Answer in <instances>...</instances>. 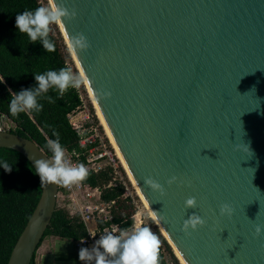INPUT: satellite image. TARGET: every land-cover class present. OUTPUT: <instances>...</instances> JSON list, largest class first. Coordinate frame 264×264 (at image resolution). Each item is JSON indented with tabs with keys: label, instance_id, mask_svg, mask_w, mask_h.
I'll return each instance as SVG.
<instances>
[{
	"label": "water",
	"instance_id": "obj_1",
	"mask_svg": "<svg viewBox=\"0 0 264 264\" xmlns=\"http://www.w3.org/2000/svg\"><path fill=\"white\" fill-rule=\"evenodd\" d=\"M65 6L76 12L62 18L67 38L82 33L89 43L75 54L97 105L187 264H264V0H65ZM103 92L110 95L101 98ZM0 148L32 166L49 158L10 131L0 130ZM171 176L177 181L169 185ZM146 177L164 195L146 186ZM58 191L57 184L41 185L7 264H31ZM189 196L195 207L186 209ZM221 204L230 215L219 213ZM192 212L205 223L185 235L181 225Z\"/></svg>",
	"mask_w": 264,
	"mask_h": 264
},
{
	"label": "trees",
	"instance_id": "obj_2",
	"mask_svg": "<svg viewBox=\"0 0 264 264\" xmlns=\"http://www.w3.org/2000/svg\"><path fill=\"white\" fill-rule=\"evenodd\" d=\"M40 5H43L40 0H0V80H3L0 83V122L3 117L7 118L15 126L10 132L33 140L49 157L51 153L47 149L46 141L55 139L52 135L55 130L64 152L81 153V161L85 163L86 156L83 154L91 146L80 145V136L68 119V114L83 105L78 89L69 88L61 97L49 90L48 95L52 96V102L40 100L43 107L39 112H22L14 117L8 111L12 96L9 90L16 92L22 87L34 86L36 82L32 73L70 67L51 25L49 39L54 43V51L51 52L45 51L39 41L30 42L26 34L16 30V14L25 9L33 10ZM0 160L7 161L12 167L9 172L0 168V264H7L18 237L39 201L41 184L38 175L34 173V167L22 154L0 148ZM88 172L89 175L81 182L92 188H100L102 202H114L112 223L118 225V230H132L135 206L129 198H123L125 185L116 182L115 186H108L114 179L113 168L107 166L97 173ZM127 202L128 206L125 205ZM110 224L111 222L99 221V233ZM154 233L160 240L158 264H166L168 255L165 253H171V248L157 228ZM49 235L74 241L90 238L80 216L71 217L65 208L58 206L44 238ZM31 264H35V255Z\"/></svg>",
	"mask_w": 264,
	"mask_h": 264
},
{
	"label": "clouds",
	"instance_id": "obj_3",
	"mask_svg": "<svg viewBox=\"0 0 264 264\" xmlns=\"http://www.w3.org/2000/svg\"><path fill=\"white\" fill-rule=\"evenodd\" d=\"M75 9L71 11L65 6V0H53L48 6H37L33 10L25 9L15 16V27L20 33L27 35L30 42L39 41L45 51H54V43L49 39L50 25L63 24L64 21L74 18ZM68 48L71 52L84 51L89 48V43L82 33L68 35ZM34 86L21 88L12 93L8 103L10 115L17 116L22 112H39L43 105L40 100L52 102L49 90L57 97H61L69 89H78L86 81V77L79 72H73L71 67H60L59 69H48L40 73H32ZM3 80H0L2 83ZM100 97L110 93H99ZM55 139L46 141L47 149L51 156L47 159L38 158L33 162L34 173L39 176L40 184H57L65 187L81 182L89 175L88 169L83 163L71 165L64 156V149L59 142V136L53 130ZM244 145V144H242ZM247 146V145H245ZM248 148V146H247ZM249 151V148H248ZM0 168L5 172L12 170L11 165L0 160ZM177 181L176 176H171L166 183L169 185ZM144 184L151 190L164 195L163 186L151 177L144 179ZM186 209L195 207V197L189 196L184 200ZM232 209L227 204L219 206L220 214H231ZM161 219L163 217H160ZM205 223L203 218L196 212H192L183 220L181 231L190 235L198 226ZM261 225H256L254 234L261 233ZM92 236L95 233L91 234ZM160 240L148 226L135 227L132 230L121 229L118 234L109 231L95 240L91 249L80 247L78 259L94 264H158Z\"/></svg>",
	"mask_w": 264,
	"mask_h": 264
},
{
	"label": "built area",
	"instance_id": "obj_4",
	"mask_svg": "<svg viewBox=\"0 0 264 264\" xmlns=\"http://www.w3.org/2000/svg\"><path fill=\"white\" fill-rule=\"evenodd\" d=\"M83 105L81 107H83ZM80 108L68 114V119L75 132L80 136V145L82 147H91L86 153L83 154L86 156L85 163L81 161V153L79 152H64V156L69 164L76 165L83 163L88 171H94L97 173L108 166L107 151L105 149L106 145L105 142L99 138L97 128H94L93 124L90 126L91 121L89 115L86 114V116L79 120L80 117H82V115H78V110ZM0 130L2 129L0 128ZM115 185L116 184L110 183L108 186L110 187ZM58 201H61L63 205L62 207L70 212L69 215L71 217L79 215L80 219L85 224L89 221H93L95 223H99V221H103L104 223L111 222L110 226L104 228L102 232L99 233V231H96L99 233L98 238L102 234L109 231H114V234H118V225L112 223V208L114 202H102L100 188H92L89 185L83 184L82 182L75 183L68 187L59 185L57 204ZM140 226H142L141 220H135L133 227L135 228ZM94 238L95 235H90L89 239L77 241L76 246L78 250L80 247H87L91 249L95 242ZM166 260V264H175L172 258L169 256H167ZM88 263L94 264V261Z\"/></svg>",
	"mask_w": 264,
	"mask_h": 264
},
{
	"label": "rangeland",
	"instance_id": "obj_5",
	"mask_svg": "<svg viewBox=\"0 0 264 264\" xmlns=\"http://www.w3.org/2000/svg\"><path fill=\"white\" fill-rule=\"evenodd\" d=\"M40 1L42 2L43 6H48L51 4L49 0H40ZM51 27H52V31H53L54 35L57 36V38L60 41L59 43L62 46L63 52L67 56V62L69 63V66L72 68L73 72H79L77 69V66L75 65L73 56H72V54L68 48V45L65 42V38L63 37V34H62L61 29L59 27V24H52ZM78 91H79V93L83 99V103H84L83 107H81L78 110V115H82V117H80L79 120H81L84 116H86V114L89 115L90 121H91L90 126H92V124H93V127L97 128L99 138H101V140H103L105 142V145H106L105 149L107 151V164H108V166L112 167L114 170V179L112 181V184H114L116 182H121L122 184L125 185L126 192H125V195L123 198H129L130 202L135 206V214H134L135 220H138V221L141 220L142 226H148L153 232H155V230L157 228L159 233L162 235L161 231L156 226L153 219L150 217V215H149L143 201H141V198L139 197L136 189L134 188L133 184L129 180V177H128L126 170L124 169L123 165L121 164L119 158L116 156L115 149H113V146H112L109 138L105 134L103 126L100 124L99 118L96 114V110L94 108V105L91 102V99L89 97V93H88L87 88L85 86V83H83L81 85V87L78 88ZM0 128L4 131H10L11 129H14L15 126L7 118L3 117L1 119V122H0ZM103 165H105V164H103ZM125 205L128 206L129 202H127ZM57 206L58 207L63 206L61 201H58ZM138 223H140V222H138ZM98 235H99V233L95 232L94 240L99 239ZM162 237L166 240V238L163 235H162ZM166 242L169 244V242L167 240H166ZM169 246L171 248V253L169 252L170 256H169L168 252L165 254L168 255L169 257H171L175 264H182L180 262V260L176 257V255L173 251V248L171 247L170 244H169Z\"/></svg>",
	"mask_w": 264,
	"mask_h": 264
},
{
	"label": "crops",
	"instance_id": "obj_6",
	"mask_svg": "<svg viewBox=\"0 0 264 264\" xmlns=\"http://www.w3.org/2000/svg\"><path fill=\"white\" fill-rule=\"evenodd\" d=\"M85 225L90 235L98 231V222L89 221ZM76 242L54 235L45 237L36 251L35 264H85L78 259Z\"/></svg>",
	"mask_w": 264,
	"mask_h": 264
},
{
	"label": "bare ground",
	"instance_id": "obj_7",
	"mask_svg": "<svg viewBox=\"0 0 264 264\" xmlns=\"http://www.w3.org/2000/svg\"><path fill=\"white\" fill-rule=\"evenodd\" d=\"M49 1H50V3L53 2V0H49ZM59 27H60V29H61V32H62V34H63V37L65 38V42H66L67 45H68V38H67V36H66V33L64 32V29H63L62 24H59ZM70 52H71V51H70ZM71 54H72V56H73V59H74L75 65L77 66V69H78L79 73H81L83 76H85V75H84V72H83V69H82V67H81V65H80L79 60L77 59V56H76L75 52H71ZM85 86H86L87 91H88V93H89V97H90V99H91V102H92V104L94 105V108H95V110H96V114H97V116H98V118H99L100 124L103 126V129H104V131H105L106 136L109 138V140H110V142H111V144H112V146H113V149H115V154H116V156L119 158L121 164L123 165L124 169L126 170V172H127V174H128V177H129V180L131 181V183L133 184L134 188L136 189V191H137L139 197L141 198V201H143V203H144V205H145V207H146V209H147V211H148L150 217L153 219V221L155 222L156 226H157V227L159 228V230L161 231L162 235L166 238V240L169 242V244H170L171 247L173 248V251H174L176 257L180 260V262H181L182 264H187V262L185 261V259L183 258V256L180 254V252L177 250V248L175 247V245L173 244V242L170 240L168 234L166 233V231L164 230V228L161 226L160 222L158 221V219L156 218V216H155L154 213L152 212L151 208H150L149 205L147 204V202H146V200H145V198H144V196H143V194H142V192H141V190H140L138 184L136 183V181H135V179H134L132 173H131L130 170L128 169V166H127L126 162L124 161V159H123V157H122V155H121V153H120V150H119V148H118V146H117V144H116V142H115V140H114V138H113V136H112V134H111V132H110V130H109V128H108V125H107V123H106V121H105V119H104V117H103V115H102V113H101V111H100L98 105H97V102H96V100H95V97H94V95H93V92H92V90H91V87H90V85H89V83H88L87 81H85Z\"/></svg>",
	"mask_w": 264,
	"mask_h": 264
}]
</instances>
